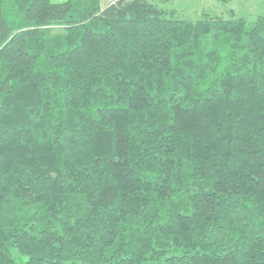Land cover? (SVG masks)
<instances>
[{
    "label": "trees",
    "instance_id": "16d2710c",
    "mask_svg": "<svg viewBox=\"0 0 264 264\" xmlns=\"http://www.w3.org/2000/svg\"><path fill=\"white\" fill-rule=\"evenodd\" d=\"M0 264H264V16L0 0Z\"/></svg>",
    "mask_w": 264,
    "mask_h": 264
},
{
    "label": "rangeland",
    "instance_id": "374dc122",
    "mask_svg": "<svg viewBox=\"0 0 264 264\" xmlns=\"http://www.w3.org/2000/svg\"><path fill=\"white\" fill-rule=\"evenodd\" d=\"M56 1V0H53ZM105 7L116 0H101ZM166 12H174L178 17L198 20L204 14L210 13L219 17H229L231 15L254 19L257 16H264V0H152ZM52 33L62 31L60 25H54ZM190 192H193L192 188ZM189 192V193H190ZM189 193L183 195L188 197Z\"/></svg>",
    "mask_w": 264,
    "mask_h": 264
}]
</instances>
